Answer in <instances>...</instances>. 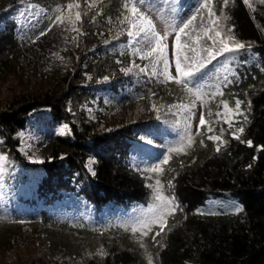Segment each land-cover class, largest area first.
<instances>
[{
    "label": "trees",
    "instance_id": "1",
    "mask_svg": "<svg viewBox=\"0 0 264 264\" xmlns=\"http://www.w3.org/2000/svg\"><path fill=\"white\" fill-rule=\"evenodd\" d=\"M31 1L53 16L66 4V0ZM127 2H103L94 12L97 25L126 13L123 5ZM210 2L216 16L230 18L227 28L246 47L226 57V79L217 89L197 83L206 103L195 100L191 112H198L199 119L190 130L185 126L176 132L152 119L150 124L160 129L152 143L162 146L163 153L150 166L134 161L140 144L139 124L103 129L84 115L78 120L69 102L79 97L101 103V88L111 98L128 103L161 98L180 105L195 98L163 77L112 75L109 85L98 84L96 80L109 71L118 72L122 64L143 59L127 47L99 41L92 32L95 27H82L79 42L84 43L73 71L59 75L43 91L18 92L0 105V149L21 172L11 182H25L29 167L41 171L27 192L18 186L7 189L0 201V223L48 226L69 233L75 242L52 241L42 260L31 264H148L149 259L152 264H264V47L257 44L264 42V13L254 17L243 0ZM18 29L14 20L0 23V74L14 67L21 53L23 30ZM248 44L254 45L249 49ZM237 100L241 104L232 125L240 139L229 135L230 128L220 135L221 128L213 121L225 103L235 108ZM41 112L48 113L49 125L62 126L65 132L54 136L49 156L34 163L18 151V133L31 115ZM201 113L209 122L204 126L199 124ZM241 127L242 133L238 132ZM189 134L191 147L169 152L186 144ZM209 136H221L226 143L217 151L220 142ZM166 156L168 163L162 164ZM89 158L93 159L92 172L86 166ZM157 165L162 172L149 171ZM157 179L161 194L175 199L176 211L166 216L167 228L160 236H156L158 224H151L148 235L141 236L132 228L150 224L155 215L167 211L155 199ZM237 207L242 211L237 212ZM101 250L104 255L99 254Z\"/></svg>",
    "mask_w": 264,
    "mask_h": 264
},
{
    "label": "rangeland",
    "instance_id": "2",
    "mask_svg": "<svg viewBox=\"0 0 264 264\" xmlns=\"http://www.w3.org/2000/svg\"><path fill=\"white\" fill-rule=\"evenodd\" d=\"M105 1L98 0L95 8L89 10L85 0H79L80 10L87 13L78 25L81 33L82 27L87 29L95 27L97 31L93 30V35L101 42L109 45L116 43L120 47H127L134 52L137 50H140L141 53L147 51V45L130 41L127 35L129 25L127 22L121 23L124 17L129 15L128 12L117 17H109L103 21V24L97 25L94 12ZM72 2L74 0H66L63 9L65 14H67L66 5ZM249 2L253 5L249 10L254 17L264 13V4L260 3V0H249ZM132 3H135L141 12L153 20L156 30L161 34L165 30L172 32L170 26L181 25L192 16H197V19L187 31L193 38L197 34L202 36V32L199 31L202 26H209L207 9H201V3L198 0H132ZM72 11L74 18L76 10L73 9ZM56 16L48 15L40 4H36L31 0H0V23L5 19L14 20L19 27L18 30H23V33H21V53L16 59L15 66L5 74H0V105L10 101L12 96L18 92L43 91L44 87L46 89L48 85L56 82L59 75L70 70L73 71L74 62L78 59L80 44L83 45L84 43L82 40V43L79 42V37L82 34L70 30L72 26L67 21L59 24L55 20ZM93 17L95 18L93 19ZM200 17H203V19ZM223 24L226 30L228 21H223ZM41 33L44 34L41 35ZM262 33L264 39V32ZM174 39V34L169 36V71L173 74L175 65L174 60L171 58V50ZM182 42L191 43L188 36L185 35H182ZM257 44L264 47V42ZM211 46L212 41L206 37L199 42V47ZM188 55L192 56L194 54L188 52ZM203 55L206 56L207 54L203 53ZM136 56L141 59L139 55ZM227 56L217 57L216 60H213L206 69L207 75L200 79L198 83L213 90L217 89L218 84L223 83L226 79L223 63ZM141 67L145 68V72H140ZM126 68H131V71L127 74L122 71ZM160 70L161 66L157 65V72ZM151 73V58H148L143 59L142 62L124 63L121 65L120 71L118 70L115 73L109 71L107 75L97 79L96 82L100 85H109L112 75H128L136 78L140 76L161 77L158 75L153 76ZM87 80H89L88 77ZM107 91L104 88L99 90V95L103 96L101 103L96 99L84 100L83 98L74 97L69 102V109L72 110L78 120L84 115L88 120L98 123L103 129L139 124L140 144L134 154V161L137 164L150 166L162 156L163 147L152 143V137L160 132L157 126L150 124L152 119H158L157 117H159L158 120L172 127L176 132L183 130L186 123H189L186 120L188 113L172 107L177 104L167 102L161 98L142 99L128 103L119 100V98H111L107 95ZM228 109L233 111L229 112ZM228 109L222 108L213 117L216 126L221 128L220 135L226 134L228 128L232 129L230 136L235 133L234 125H232L236 115L235 108L228 107ZM198 119L199 113L194 112L190 124L194 126ZM228 120L231 121V127L226 122ZM48 121L49 115L46 112L31 115L25 129L18 133V151L29 162L35 160L43 162L52 150L54 136L62 135L65 132L62 126L49 125ZM0 157L5 158L0 160V201L4 199V193L7 192L9 187L18 186L19 190L25 193L28 191V187L33 188L41 177L39 169L29 167L26 170L27 180L14 184L11 181L21 174L19 165L1 149ZM92 162L93 159L89 158L86 163L90 172H92ZM74 237L79 239L76 235ZM63 240L66 243L69 242V244L75 243L70 239L69 233L48 226L25 222L0 223V264H31L34 261L42 260L41 257L48 251L47 247L50 242L55 241L58 243ZM50 264L56 263L52 262Z\"/></svg>",
    "mask_w": 264,
    "mask_h": 264
},
{
    "label": "snow or ice",
    "instance_id": "3",
    "mask_svg": "<svg viewBox=\"0 0 264 264\" xmlns=\"http://www.w3.org/2000/svg\"><path fill=\"white\" fill-rule=\"evenodd\" d=\"M98 0H85L87 3L88 9L91 10L95 8ZM225 4L228 3V0H224ZM243 2L249 7L252 8L253 5L249 2V0H243ZM260 3L264 4V0H260ZM125 10L129 13L128 16L124 17L121 23L127 22L129 27L127 30V35L130 38V41H137L144 45H147L148 50L144 52H140L137 50L134 52V55H139L141 59L151 58V66H152V75L153 76H161L165 82L171 81L175 84L182 86L184 91L190 97H194L195 99L190 104H180L174 105L172 107L179 108L182 111L188 113L186 120L189 123H186V131L190 130L191 124L190 121L192 119V108L195 107V100H201L203 103L206 101L203 100V93L200 88L197 87V83L200 79H203L205 75H207L206 69L208 65L211 64L213 60H216L217 57L227 56L229 54L239 53L241 50L245 49V44L236 40V37L233 34V29L231 27L225 30L223 21L230 19L228 16L221 14L220 16H216L214 12L210 0H205L204 3L200 5L201 9H207L208 12V27H201L199 30L202 32V36L197 34L194 38L189 35L188 29L193 24V22L197 19V16H192L186 22H183L181 25H173L172 32L165 30L162 34L156 30V26L153 23V20L141 12L140 9L136 6L135 3H132L131 0L123 5ZM67 14H65L64 10L57 9L59 13L55 20L59 24H63L67 21L72 27L70 30L76 31L78 34H83L80 31V27L78 26L82 22V17L87 13L81 11V4L79 0H74L72 3H68L66 5ZM73 9L74 12L73 18ZM99 15V13H97ZM95 17H93L94 19ZM203 19V17H200ZM195 30V29H194ZM44 33H41L43 35ZM174 34V41L172 42V50H171V58L174 60L175 65V74L169 71L170 68V56H169V36ZM182 35L188 36L191 43L182 42ZM207 38L212 41L211 47H199V42L202 38ZM75 39V37H73ZM249 49L251 45L247 46ZM188 52L193 53L194 55L189 56ZM206 53L207 55H203ZM157 65L161 66V70L157 72ZM122 71L127 74L131 71V68L122 69ZM140 72H145V68L141 67ZM107 79V78H105ZM191 85V86H190ZM222 94V93H218ZM241 101L237 100L235 105V112L239 114ZM224 107L228 109L227 103L224 104ZM155 108V106H154ZM171 111V108L169 109ZM229 112H232V109H228ZM219 115V114H218ZM159 119V117H157ZM246 119V118H245ZM231 126V121H226ZM206 123L203 113L200 115V126H204ZM208 131H212L209 127ZM244 129L241 127L238 129V132L242 133ZM197 134H200V129H197ZM234 138L240 139V136L237 133H234ZM209 139L213 141H219L220 143L217 145V151L220 150V146L226 141L221 139V136H209ZM243 142V141H242ZM193 143L192 135L186 136V144H181L179 147L170 148L169 152L180 153L185 150L186 147H191ZM203 143V141H201ZM249 146H252V142H247ZM170 157H165L162 161V164H167ZM5 159L4 157H0V160ZM34 163H41L42 161L35 160ZM161 165H157L155 168L150 169L149 171L154 173L162 172ZM169 187H171V182H169ZM153 189L156 193L155 199L162 202V207L166 209V212H161L159 215H155L150 224H143L141 228L133 227V233L140 232L141 236H147L148 233L152 230L151 224H158L160 231L156 233V236H160L163 232H165L167 228L166 216L171 215L176 211L175 199H169L164 197L161 194V185L159 179L156 180V184L153 185ZM236 211H242L241 208L237 207ZM156 236H153L152 239L155 240ZM143 247V244H141ZM100 255H104L101 250ZM148 264H152L151 259H149Z\"/></svg>",
    "mask_w": 264,
    "mask_h": 264
}]
</instances>
